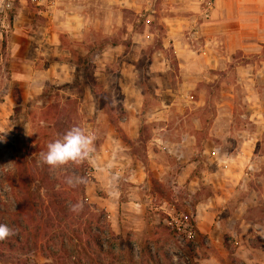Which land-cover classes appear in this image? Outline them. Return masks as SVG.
Returning a JSON list of instances; mask_svg holds the SVG:
<instances>
[{
    "label": "rangeland",
    "instance_id": "374dc122",
    "mask_svg": "<svg viewBox=\"0 0 264 264\" xmlns=\"http://www.w3.org/2000/svg\"><path fill=\"white\" fill-rule=\"evenodd\" d=\"M97 5L103 21L112 5ZM152 10L125 6L116 34L100 27L95 48L118 43L115 57H75L77 69L14 88L0 117V224L16 235L0 241V264H264V48L234 54L258 69L254 82L229 62L207 66L204 38L190 30L178 61ZM142 29L152 35L138 46ZM73 126L96 136L95 152L51 171L40 153ZM154 134L170 143L159 151L164 168L156 178L148 165V182L132 187L123 155L145 162ZM73 175L87 182L69 186ZM77 202L83 210L71 212ZM88 232L100 247L84 252Z\"/></svg>",
    "mask_w": 264,
    "mask_h": 264
},
{
    "label": "crops",
    "instance_id": "0c3cea01",
    "mask_svg": "<svg viewBox=\"0 0 264 264\" xmlns=\"http://www.w3.org/2000/svg\"><path fill=\"white\" fill-rule=\"evenodd\" d=\"M108 3L112 6L100 21L97 0L95 4L91 0H0V117L8 112L17 84H23L26 91L35 90L46 81L56 79L57 76H52L54 69H77L75 57L88 54L91 63H95L94 57L98 53L107 57L113 53L115 57L123 47L118 43L95 48L100 27H107L108 33L116 34V25L123 16L121 9L126 6L137 13L146 3L153 4L155 10L152 13L160 16L166 31L165 39L178 61V46L183 42L180 38L190 30L192 38H204L202 52L207 66L226 67L229 62V66L244 72L243 80L258 81V69L253 73L252 64L238 63L234 54L243 51L257 55L259 48H264V0H210L212 9L207 18L204 17V0H108ZM104 19H107L106 24ZM132 35V43L140 46L144 37L152 33L142 29L141 33ZM62 39L78 46L72 50ZM195 47L196 42L187 43V50L194 51ZM259 81H264V75ZM128 129L129 125L125 124L124 130ZM139 132L140 129L138 137ZM157 136L160 137L157 134L146 143V163L135 160L131 154L123 155L125 181L130 186L148 182V165L156 178L164 168L159 162V151L170 143L163 144ZM174 144L179 148L183 145L182 142Z\"/></svg>",
    "mask_w": 264,
    "mask_h": 264
},
{
    "label": "clouds",
    "instance_id": "9594fccd",
    "mask_svg": "<svg viewBox=\"0 0 264 264\" xmlns=\"http://www.w3.org/2000/svg\"><path fill=\"white\" fill-rule=\"evenodd\" d=\"M95 139L96 136L93 133H89L79 126H73L61 138L47 144V150L40 153V162L48 165L51 171L68 165H80L94 154ZM86 182L85 177L78 175L66 178V183L72 187ZM83 208V202H77L71 204L69 210L79 213ZM14 235L16 232L7 224H0V241Z\"/></svg>",
    "mask_w": 264,
    "mask_h": 264
},
{
    "label": "trees",
    "instance_id": "16d2710c",
    "mask_svg": "<svg viewBox=\"0 0 264 264\" xmlns=\"http://www.w3.org/2000/svg\"><path fill=\"white\" fill-rule=\"evenodd\" d=\"M22 158H20V162L23 163L21 161ZM19 163V161L17 162ZM98 236L99 234H95V233H92L90 234L89 232L86 233V237L87 239L85 240L84 244H83V251L86 252V251H92V247H100V245L98 244Z\"/></svg>",
    "mask_w": 264,
    "mask_h": 264
},
{
    "label": "built area",
    "instance_id": "2783aa9c",
    "mask_svg": "<svg viewBox=\"0 0 264 264\" xmlns=\"http://www.w3.org/2000/svg\"><path fill=\"white\" fill-rule=\"evenodd\" d=\"M204 5H205V9H204V17L207 18L208 16V11H210L212 9L211 7V3H210V0H204ZM174 222H178V221H181V216L179 214H175L174 218H172ZM175 226L179 227V225L175 224Z\"/></svg>",
    "mask_w": 264,
    "mask_h": 264
}]
</instances>
